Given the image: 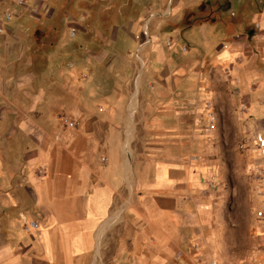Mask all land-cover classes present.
I'll use <instances>...</instances> for the list:
<instances>
[{
  "label": "crops",
  "instance_id": "crops-1",
  "mask_svg": "<svg viewBox=\"0 0 264 264\" xmlns=\"http://www.w3.org/2000/svg\"><path fill=\"white\" fill-rule=\"evenodd\" d=\"M260 11L256 33L239 42L241 50L253 45L250 56L234 70L264 97V5ZM10 21L0 38L10 37ZM152 38L139 93V79L129 87L133 61L125 53L81 52L59 67L29 55L17 65L7 60L17 52H2L0 264H206L172 259L196 173L186 152L164 143L191 87L160 84V76L192 60L180 64ZM257 92L248 113L264 120Z\"/></svg>",
  "mask_w": 264,
  "mask_h": 264
},
{
  "label": "rangeland",
  "instance_id": "rangeland-1",
  "mask_svg": "<svg viewBox=\"0 0 264 264\" xmlns=\"http://www.w3.org/2000/svg\"><path fill=\"white\" fill-rule=\"evenodd\" d=\"M262 5L264 0H0V16L12 14L0 55L17 52V60L7 57L17 65L24 66L28 55L39 66L56 59L69 67L81 52H121L132 58L128 84L133 91L139 79V93L152 37L162 38L180 64L192 60L185 71L160 76V84L191 87L187 107L184 101L176 108L181 121L166 130L164 141L186 152L196 173L184 197L191 208L173 244L172 259L182 263L264 264V183L256 176L264 167V120L248 113L255 82L241 84L234 70L250 56L253 45L241 50L239 42L256 33ZM257 97L261 105L264 97ZM133 142L131 136L128 148ZM197 205L207 211L198 213ZM104 253L108 261L112 250Z\"/></svg>",
  "mask_w": 264,
  "mask_h": 264
},
{
  "label": "built area",
  "instance_id": "built-area-1",
  "mask_svg": "<svg viewBox=\"0 0 264 264\" xmlns=\"http://www.w3.org/2000/svg\"><path fill=\"white\" fill-rule=\"evenodd\" d=\"M23 0H18V2H22ZM12 18V14L8 11L3 12V14L0 16V34L5 33L6 28H5V24L10 21ZM66 125L69 128H73L76 126V122L72 121V120H66ZM256 176L264 183V167H259L256 170ZM259 215H262V213H259ZM31 225L33 227H36V223L32 222ZM206 264H220L218 261L211 259L209 261L206 262Z\"/></svg>",
  "mask_w": 264,
  "mask_h": 264
}]
</instances>
